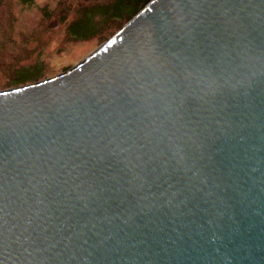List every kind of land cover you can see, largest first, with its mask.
<instances>
[{"label":"water","instance_id":"1","mask_svg":"<svg viewBox=\"0 0 264 264\" xmlns=\"http://www.w3.org/2000/svg\"><path fill=\"white\" fill-rule=\"evenodd\" d=\"M0 264H264V0H153L0 90Z\"/></svg>","mask_w":264,"mask_h":264},{"label":"rangeland","instance_id":"2","mask_svg":"<svg viewBox=\"0 0 264 264\" xmlns=\"http://www.w3.org/2000/svg\"><path fill=\"white\" fill-rule=\"evenodd\" d=\"M152 1L147 0L132 16L123 18L103 34L99 23L109 17L105 8L97 7L84 20L75 22L76 15L69 13V7L60 0H0V90L40 82L73 68L113 38ZM53 8H57L56 14ZM55 17L59 18V26L48 29L46 23ZM5 19L12 22L10 28ZM40 20L44 23H39ZM38 25L45 29L38 32Z\"/></svg>","mask_w":264,"mask_h":264},{"label":"flooded vegetation","instance_id":"3","mask_svg":"<svg viewBox=\"0 0 264 264\" xmlns=\"http://www.w3.org/2000/svg\"><path fill=\"white\" fill-rule=\"evenodd\" d=\"M60 2L66 4V6L69 7L70 11L69 9H65L66 12L69 11V13L72 12L76 15L77 20H75V22H77L78 20H84L86 16L90 15V13L97 7L105 8L106 11L109 12V17L104 18L99 23V29L104 34L105 30L110 29L112 25L119 23L121 20H123V18L132 16L143 3L147 2V0H60ZM52 10L55 14L58 12L57 8H53ZM7 18H12V16H8ZM43 18L45 17L43 16ZM40 22L44 23V21L42 20H40L39 23ZM6 23V26L10 28L9 25H11L12 22L6 21ZM59 23V18L57 19L55 17L52 20L48 21L46 23V26L48 29H56L57 26H59ZM38 27V32H41L42 29H45V26L38 25ZM45 31L46 34H48L47 29ZM34 36H36V33H34ZM8 42L13 43V40L8 39ZM22 47L23 46H21V48Z\"/></svg>","mask_w":264,"mask_h":264}]
</instances>
